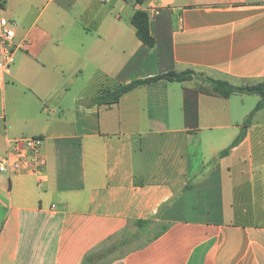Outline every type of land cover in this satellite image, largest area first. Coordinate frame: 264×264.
Masks as SVG:
<instances>
[{
	"label": "crops",
	"instance_id": "crops-1",
	"mask_svg": "<svg viewBox=\"0 0 264 264\" xmlns=\"http://www.w3.org/2000/svg\"><path fill=\"white\" fill-rule=\"evenodd\" d=\"M4 2L0 16L16 23L18 49L0 81V153L8 141L42 137L47 165L42 184L0 173V264H82L98 246L137 233L141 220L171 227L111 264H264V108L219 157L257 95L224 98L198 92L197 80H161L117 104L93 102L189 69L264 83V0ZM137 10L149 15L153 47L131 25Z\"/></svg>",
	"mask_w": 264,
	"mask_h": 264
},
{
	"label": "trees",
	"instance_id": "trees-1",
	"mask_svg": "<svg viewBox=\"0 0 264 264\" xmlns=\"http://www.w3.org/2000/svg\"><path fill=\"white\" fill-rule=\"evenodd\" d=\"M134 5H143L146 0H126ZM131 25L135 28L137 37L147 46L153 47L156 43L155 39L152 37L150 33V22L149 15L147 12L143 10H137L133 17L131 18ZM166 80L170 82H179V83H187L194 80H200L202 84L197 85L196 90L202 94L221 96L224 98H230L235 94H244V95H258L260 97V101L257 104L256 108L250 113L246 121L244 122L241 132L238 137L234 140L230 147L223 150L219 153V157L223 158L230 154L231 150L238 146L247 134V129L252 125L253 119L256 113L264 108V83L256 82L255 84H237L234 82L232 78H214L207 76L206 74H197L195 70H185L182 72H168L163 75H159L154 78H149L145 80L134 81L133 83L127 86H121L112 92H106L93 100V102L97 105H113L120 102L121 98L137 89L141 86H145L147 84ZM247 82L245 80H240ZM193 187V183H187L182 190L180 191L178 196H182L187 193ZM174 200L167 202L164 204L158 213V216L164 212L166 209L170 207ZM157 217L155 219H157ZM135 224L138 227V232L135 234L129 235L127 238L122 240H116L118 237L113 238L111 241H114L112 246H108L109 242H106L97 248L90 251L84 258L82 264H111L115 259H111L110 255L114 253L119 247L124 246L129 240L138 235L150 234L153 233V237L146 244L139 248H143L148 243L158 239L161 235H163L166 231H168L171 227V224L157 222L155 220H145V221H136ZM127 233L123 232L120 236H125Z\"/></svg>",
	"mask_w": 264,
	"mask_h": 264
},
{
	"label": "built area",
	"instance_id": "built-area-1",
	"mask_svg": "<svg viewBox=\"0 0 264 264\" xmlns=\"http://www.w3.org/2000/svg\"><path fill=\"white\" fill-rule=\"evenodd\" d=\"M16 23L0 16V81L10 74L16 63ZM42 137H20L8 141L0 153V173L9 177L32 175L39 184L46 180V159Z\"/></svg>",
	"mask_w": 264,
	"mask_h": 264
},
{
	"label": "rangeland",
	"instance_id": "rangeland-1",
	"mask_svg": "<svg viewBox=\"0 0 264 264\" xmlns=\"http://www.w3.org/2000/svg\"><path fill=\"white\" fill-rule=\"evenodd\" d=\"M47 2L48 1H45V4ZM4 3H5L4 0L0 1V11H2V13L5 10V4ZM3 4H4V6H3ZM42 6H44V4H42ZM54 6H55L54 3L50 4L48 11H50ZM197 74H202V72H197ZM196 82L199 85L201 81L197 80ZM234 82L237 84H255L256 83V81L244 82V81H238V80L234 81ZM251 98L252 99H249L248 105H251V107H255V105H257V103L259 102V96L258 97H251ZM260 119L263 120V123H264V112L259 114L258 120H260ZM25 137H31V136L26 135ZM203 141H204L203 152H204L205 156H208L209 151H208L207 145H208L209 138L207 137V135H204ZM192 153L194 156V161H196L200 156H199V149L197 148V140L195 138L192 140ZM5 217L6 216H5L4 211L0 210V231L3 228ZM129 235H131V233H127L125 236H119L118 239H115V241L127 238ZM153 235H154L153 233H150V234L138 235L137 237L132 238L124 246L119 247L114 253H112L110 255V258L115 259V258L122 257L123 255H125L129 251H132L134 249H137V248L143 246L148 241H150V239L153 237ZM113 243H114V241L109 242L108 246H112Z\"/></svg>",
	"mask_w": 264,
	"mask_h": 264
}]
</instances>
